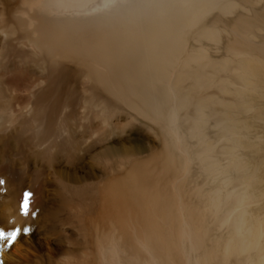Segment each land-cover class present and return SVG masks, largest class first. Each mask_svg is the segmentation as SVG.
<instances>
[{"label":"bare ground","instance_id":"6f19581e","mask_svg":"<svg viewBox=\"0 0 264 264\" xmlns=\"http://www.w3.org/2000/svg\"><path fill=\"white\" fill-rule=\"evenodd\" d=\"M0 145L27 226L84 197L0 264H264V0H0Z\"/></svg>","mask_w":264,"mask_h":264},{"label":"rangeland","instance_id":"374dc122","mask_svg":"<svg viewBox=\"0 0 264 264\" xmlns=\"http://www.w3.org/2000/svg\"><path fill=\"white\" fill-rule=\"evenodd\" d=\"M152 139V138H151ZM0 152L3 154L4 148L0 145ZM1 156H0V162H1ZM85 164H82L84 166L82 170L79 171L77 174H85L83 172L90 171V169H99V161L93 160V159H85ZM12 163L14 165H19L20 161L13 160ZM55 169V168H53ZM50 169L47 172V175L45 177L46 179V186H45V195L48 199V204L45 203V207H49L47 210H41L36 215V218H34V222L30 224V226H27V224L20 218L18 215L15 204L13 202V196L11 192L7 191L4 187L0 186V229L4 230L5 232H9L12 230L19 229L20 234L18 235L15 243L17 244V247L20 248L19 254L21 256H25V261L27 262H33L35 263L37 261V258L32 254L29 256L28 254V243L31 242V244L38 245H46L49 247H55L58 242H63L64 237L71 236L75 230V227L71 223H66L62 229L61 227L56 223L55 216L53 214V209L56 207V204L54 202V199L61 195L63 199L66 201L67 204V210L70 206V200L75 201L76 203H79L81 200L84 199V197L81 195V188H79V185L74 184L73 187H70V192H68V189H64L61 193L56 187V178L58 177L60 180L64 182V179L68 173L67 169H64V174L60 175L61 170L57 173L53 174L52 170ZM80 191V192H79ZM73 203V202H72ZM62 222L64 223V219L61 214H59ZM28 230L31 231V234L28 233ZM65 233V234H64ZM72 237V236H71ZM8 243L7 241H3V244ZM1 244V241H0ZM66 244V243H64ZM36 250V249H34ZM42 253L46 250L43 248ZM10 251H13L12 248L7 249V253H11ZM40 251V250H39ZM30 252V251H29ZM46 253V251L44 252ZM35 254H38L37 252ZM28 259V260H27ZM44 259V258H43Z\"/></svg>","mask_w":264,"mask_h":264},{"label":"snow or ice","instance_id":"6c2138e0","mask_svg":"<svg viewBox=\"0 0 264 264\" xmlns=\"http://www.w3.org/2000/svg\"><path fill=\"white\" fill-rule=\"evenodd\" d=\"M0 184H2V181H0ZM30 200H31V193H27V192L24 193L21 203V213L24 216L29 215ZM19 234H20L19 229L12 230L9 232H5L4 230L0 229V241H7L8 246L11 247V245L16 241Z\"/></svg>","mask_w":264,"mask_h":264}]
</instances>
